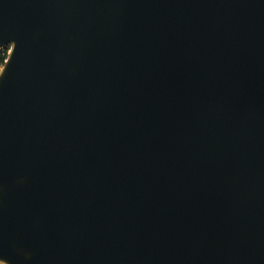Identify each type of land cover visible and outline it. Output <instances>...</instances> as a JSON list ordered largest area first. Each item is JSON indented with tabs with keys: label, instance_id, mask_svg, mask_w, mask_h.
<instances>
[{
	"label": "water",
	"instance_id": "95a60500",
	"mask_svg": "<svg viewBox=\"0 0 264 264\" xmlns=\"http://www.w3.org/2000/svg\"><path fill=\"white\" fill-rule=\"evenodd\" d=\"M0 264H264V0H0Z\"/></svg>",
	"mask_w": 264,
	"mask_h": 264
},
{
	"label": "trees",
	"instance_id": "16d2710c",
	"mask_svg": "<svg viewBox=\"0 0 264 264\" xmlns=\"http://www.w3.org/2000/svg\"><path fill=\"white\" fill-rule=\"evenodd\" d=\"M6 58V49H0V65L4 62Z\"/></svg>",
	"mask_w": 264,
	"mask_h": 264
},
{
	"label": "built area",
	"instance_id": "2783aa9c",
	"mask_svg": "<svg viewBox=\"0 0 264 264\" xmlns=\"http://www.w3.org/2000/svg\"><path fill=\"white\" fill-rule=\"evenodd\" d=\"M0 49H3V50L6 49V54H7V51H8V48L7 47L6 48H0Z\"/></svg>",
	"mask_w": 264,
	"mask_h": 264
}]
</instances>
